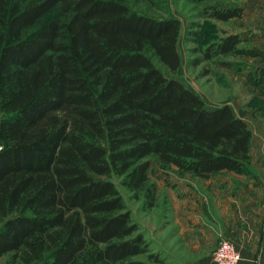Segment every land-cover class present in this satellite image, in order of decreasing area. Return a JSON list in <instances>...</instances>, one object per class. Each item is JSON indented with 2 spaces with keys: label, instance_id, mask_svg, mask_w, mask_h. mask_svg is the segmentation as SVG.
Listing matches in <instances>:
<instances>
[{
  "label": "trees",
  "instance_id": "1",
  "mask_svg": "<svg viewBox=\"0 0 264 264\" xmlns=\"http://www.w3.org/2000/svg\"><path fill=\"white\" fill-rule=\"evenodd\" d=\"M127 2L0 0L7 264H160L118 186L147 212L157 203L151 161L178 177L251 171L247 123L229 105L207 106L176 77L180 21ZM204 11L221 22L242 16L238 7ZM240 43L226 35L205 57L256 56ZM260 76L251 84H264Z\"/></svg>",
  "mask_w": 264,
  "mask_h": 264
},
{
  "label": "rangeland",
  "instance_id": "2",
  "mask_svg": "<svg viewBox=\"0 0 264 264\" xmlns=\"http://www.w3.org/2000/svg\"><path fill=\"white\" fill-rule=\"evenodd\" d=\"M127 3L133 11L144 15L178 19L181 25L177 44L181 62L176 74L178 80L207 106L229 105L235 115L242 113L248 116L246 123L249 127L257 123L255 107L260 103L259 89L264 84L254 86L250 81L258 80L264 71V0H216L204 3H193L191 0H128ZM206 6L238 7L242 10V16L227 22L209 19L204 14ZM231 34L239 36L240 49L254 52L256 56H213L207 60V48ZM156 65L165 72L158 63ZM175 176L173 170L161 171L151 161L148 170L151 182L163 180L167 183ZM118 189L131 211L133 221L144 235L149 251L157 256L160 264H178L171 255L174 244L168 243L165 234L160 231L170 206L166 190L157 189L156 206L143 212L137 203L129 199L124 189L120 186ZM146 257L141 255L136 260L147 262ZM7 263V256L0 259V264Z\"/></svg>",
  "mask_w": 264,
  "mask_h": 264
},
{
  "label": "crops",
  "instance_id": "3",
  "mask_svg": "<svg viewBox=\"0 0 264 264\" xmlns=\"http://www.w3.org/2000/svg\"><path fill=\"white\" fill-rule=\"evenodd\" d=\"M259 90L257 123L249 127L251 171L155 182L167 192L170 206L160 231L174 244L168 251L178 264H215L212 253L221 240L233 245L242 264H264V86ZM236 115L249 121L245 114Z\"/></svg>",
  "mask_w": 264,
  "mask_h": 264
},
{
  "label": "built area",
  "instance_id": "4",
  "mask_svg": "<svg viewBox=\"0 0 264 264\" xmlns=\"http://www.w3.org/2000/svg\"><path fill=\"white\" fill-rule=\"evenodd\" d=\"M214 252L216 264H242L239 252L228 241L221 240Z\"/></svg>",
  "mask_w": 264,
  "mask_h": 264
}]
</instances>
